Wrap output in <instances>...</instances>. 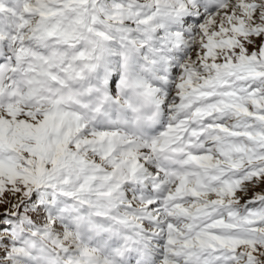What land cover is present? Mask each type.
<instances>
[{"label": "snow or ice", "instance_id": "snow-or-ice-1", "mask_svg": "<svg viewBox=\"0 0 264 264\" xmlns=\"http://www.w3.org/2000/svg\"><path fill=\"white\" fill-rule=\"evenodd\" d=\"M0 264H264V0H0Z\"/></svg>", "mask_w": 264, "mask_h": 264}]
</instances>
